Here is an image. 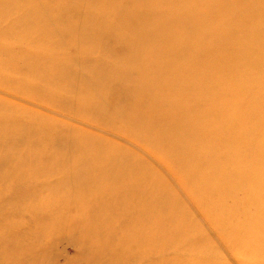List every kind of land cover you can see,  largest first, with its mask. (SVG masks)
Returning a JSON list of instances; mask_svg holds the SVG:
<instances>
[{"label": "bare ground", "instance_id": "1", "mask_svg": "<svg viewBox=\"0 0 264 264\" xmlns=\"http://www.w3.org/2000/svg\"><path fill=\"white\" fill-rule=\"evenodd\" d=\"M0 155V264H264V0H0Z\"/></svg>", "mask_w": 264, "mask_h": 264}, {"label": "rangeland", "instance_id": "2", "mask_svg": "<svg viewBox=\"0 0 264 264\" xmlns=\"http://www.w3.org/2000/svg\"><path fill=\"white\" fill-rule=\"evenodd\" d=\"M134 13H135V17L137 20H139L140 22H147L150 20V16L149 14L145 11V8H144V5L140 2V1H137L134 5ZM129 27H131V29H129L127 31V33L129 34L132 30H133V25L132 23L129 25ZM253 48H257V47H260V45L258 43H254ZM41 63H45L46 60L45 59H41L40 60ZM55 82V81H54ZM55 92H58L60 93L59 96H63V93L65 94H68L69 96H71V98L73 96L76 97V99L79 101L80 99V96L75 94V93H67L65 92L63 89H58V90H55ZM60 104L58 105H55L51 107V110H54L55 108H62L63 106H59ZM161 107V106H160ZM168 105H164L163 104V107H161L159 109V111L161 113H166V119L164 121V125L166 126V128L171 129L172 128V119H171V111H168ZM172 123V124H171ZM214 143H212L213 145ZM6 158L4 155H0V158ZM208 157L207 154L205 155H202L201 156V159H206ZM49 157L48 156H43L41 158V160H48ZM153 160V159H152ZM171 160H176V162H178L180 164V161L182 160L180 158V154L179 155H172L171 156ZM141 168H145V167H149V164L147 162H142L141 165H140ZM152 170L154 169L153 167H151ZM141 170V169H140ZM157 173H159L161 176H169V177H177L178 179L180 178V169H177V166H176V169L175 168H172V169H169L168 166L165 167L163 170H153ZM163 173V174H162ZM158 176H156L155 178H157ZM176 179V180H178ZM5 196H9V193L5 194ZM88 210L94 214H96L97 212H99V208L97 206H93V207H88ZM6 222L8 224L12 223V222H15V223H19L22 224L24 227H27L25 229V231H29L30 234L32 235V237L34 238L36 234V232L38 231H41V226L40 224L41 223H37L36 221H34V219H32V217L30 215H24V216H21V217H18V216H6ZM55 220L52 221V223L50 222L49 223V226L48 228L44 231V233H38V236L40 235H47V234H50L51 238L54 239V241H56L59 245H58V249L56 250V254L55 255V258L57 259L58 263L59 264H69L70 262H75L76 263V258H79V248H77V244L75 243L74 240H61L60 238V233H56L54 231V228H53V224H54ZM37 236V237H38ZM139 261H138V260ZM140 257L136 255V257L134 258L133 256L131 255H127L125 258H123V264H139L140 263ZM238 264H242L241 262H238Z\"/></svg>", "mask_w": 264, "mask_h": 264}]
</instances>
